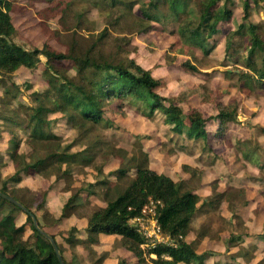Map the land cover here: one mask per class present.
Instances as JSON below:
<instances>
[{
  "label": "trees",
  "instance_id": "trees-1",
  "mask_svg": "<svg viewBox=\"0 0 264 264\" xmlns=\"http://www.w3.org/2000/svg\"><path fill=\"white\" fill-rule=\"evenodd\" d=\"M110 1L112 6H120L117 8L119 16L113 23L126 18L128 14L133 15L137 4L140 5L141 17L148 21L176 23L179 49L194 58L197 49L204 56L210 54L217 45L214 36L221 32L219 22L228 23L234 17L233 0ZM14 2L15 0H0V89H4L0 95V104H3L0 123L8 127L11 134L4 154L12 164L8 176L3 177L0 172V192L12 196L29 212L0 194V264H61L47 234L56 240L63 257L66 247L57 240L55 234L46 232L45 228L55 226L73 215L87 220L85 228L71 226L64 232H59L71 250L73 264H98L102 260V254L94 248L100 244L102 234L120 235L114 245L133 253L135 261L132 264H149L142 248L147 239L132 220L142 216L144 207L151 203L155 204L154 217L163 234L174 244L160 243L149 248L148 254L156 255L151 261L154 264H205L204 259L214 252L198 254L196 245L186 240L202 200L196 191L199 186L189 185L188 181L192 178L174 180L158 172L150 166L149 154L138 142V158H134L137 162H128V166L123 164L108 174L100 170L96 181L91 180L85 187L73 191L63 181V177L70 173V167L67 169L64 165L73 163L71 161L80 154L71 152L68 145L63 146L59 142L60 136L53 129L45 130V127L51 128L53 120L50 115L57 112L67 115L81 128L88 124L97 125L103 121L107 106L119 111L127 100L132 104L140 102L146 108L142 110L144 115L150 119L157 111H161L164 122L177 134L189 140L207 141L210 135L207 123L217 122L214 135L224 138L227 124L236 118L237 107H224L218 103L221 107L218 114L208 118L195 108L185 114L182 106L156 91L160 81L148 69L133 58L121 56L122 46L114 52L105 49V30L91 34L85 42L73 38L64 52L44 48L27 49L14 38L18 31L11 16ZM243 3V20L231 34L226 35V39L227 45L232 46L234 37L243 38L250 33L251 44L245 67L251 72L230 70L228 75L238 76L241 81H253L264 88V27L247 21L252 15V3L257 7L264 6V0H244ZM70 5L71 1L67 3V6ZM163 6L165 10L162 9ZM213 11L219 15L217 22H212ZM86 21L88 20L83 18L81 22ZM81 22L78 21L79 27ZM151 27L149 24L143 31L147 32ZM40 55L46 57L45 71L50 88L43 95L35 93L39 100L36 105L18 102V95L12 94L6 84L13 79L20 67L34 68ZM257 56L260 58L259 62L255 60ZM67 60L72 62L71 68L65 64ZM183 67L189 72L199 71L198 66L190 59L183 62ZM70 69L75 73L71 74ZM246 85L247 83H240V87ZM22 111L28 114L26 120L20 116ZM23 128L31 130L33 150L30 154L22 150L21 136L15 132L16 129ZM1 133L2 129L0 137ZM40 145L47 146L46 150L49 151L36 154ZM114 148L116 156L124 159L127 157V150ZM2 152L0 150V154ZM244 156L250 159L248 151ZM82 160L87 166L92 163L91 158L85 155ZM129 168L135 169L132 176ZM43 176L50 181L47 189H42L39 184ZM107 176H115L116 180L111 182ZM98 189L102 190L101 194ZM49 190H54L61 202L59 217H55L44 204ZM94 196L100 197L106 205H96L92 201ZM224 196L225 193L217 192L216 199L221 200ZM36 210H42L44 223L38 219ZM19 213H23L30 221L31 234L28 237L25 236L27 222H18ZM31 214L37 217L41 230L34 225ZM205 235L206 233H199L200 238ZM239 239L240 236L233 235L227 243H234ZM64 260L68 264L65 257Z\"/></svg>",
  "mask_w": 264,
  "mask_h": 264
},
{
  "label": "rangeland",
  "instance_id": "rangeland-1",
  "mask_svg": "<svg viewBox=\"0 0 264 264\" xmlns=\"http://www.w3.org/2000/svg\"><path fill=\"white\" fill-rule=\"evenodd\" d=\"M69 1L71 5L67 6ZM243 1L233 0L234 17L228 23L219 22L221 32L214 36L216 47L206 56L195 50L196 58L179 49L176 23L169 21L164 24L162 20L142 18L139 4L135 5L133 15L128 14L116 23L113 22L119 16L117 8L120 6H112L110 0H15L11 8L12 21L18 30L14 38L27 49L64 52L73 38L85 42L91 34L105 30V49L114 52L122 46L121 56L133 58L148 69L160 81L156 91L182 106L185 114L195 108L208 118L218 114L221 108L218 103L224 107H237L236 118L227 124L224 138L214 135L217 122L207 123L206 128L210 132L207 141L189 140L177 134L164 122L161 111L150 119L144 115L142 110L146 108L140 102L132 104L127 100L119 111L107 106L103 121L97 125L88 124L81 128L67 115L57 112L50 115L53 120L51 128L45 127V130L53 129L60 136L59 142L63 146L68 145L71 152L80 154L71 161L73 163L64 165V168L70 167V173L63 177V181L73 191L85 187L91 180L96 181L100 170L108 174L123 164L137 162L134 158H138V142L148 152L152 168L174 180L192 178L189 185L199 186L196 191L202 200L193 218L188 242L196 245L198 254L214 252L204 259L209 264H264V88L253 81H241L238 76L228 75L230 70L251 72L245 67L251 44L250 33L243 38L234 37L232 46L227 45L226 39V35L231 34L243 20ZM164 7L162 9L165 10ZM252 7V15L247 21L264 27V6L257 7L252 3ZM83 18L88 21L81 22ZM211 19L212 22L219 20L216 11L211 13ZM78 21L81 22L80 27ZM149 24L152 27L144 32ZM187 59L198 66V72L184 69L183 62ZM255 60L259 62L260 58L257 56ZM45 64L46 57L40 55L34 68L20 67L6 84L12 94L18 95V102L36 105L39 100L35 93L43 95L50 88ZM65 64L72 67L70 60ZM70 73L75 72L70 69ZM240 83H247V87H240ZM3 90L0 89V95ZM20 116L23 120L28 118L23 111ZM0 126V150L3 151L0 154V172L6 177L12 170L11 161L4 154L11 134L3 123ZM15 132L21 136L22 150L30 154L33 150L31 130L23 128ZM114 147L127 150V157L116 156ZM37 148L36 154L49 151L47 146ZM246 151L250 159L244 156ZM83 155L91 158L90 165L84 163ZM129 169L132 176L135 169ZM106 178L111 182L116 180L115 176ZM39 184L42 189H47L50 181L43 176ZM98 190L101 194L102 190ZM217 192L225 193V196L218 200ZM59 201L56 192L49 190L44 204L52 213L62 206ZM92 201L96 205H106L97 196L92 197ZM153 209L154 203L146 206V219H151ZM36 214L44 223L42 210H36ZM18 222H27L25 236L28 237L31 234L29 219L19 213ZM60 226L50 229L52 233L46 228L45 231L55 234L57 240L64 244V257L68 264H73L71 250L59 234L66 229ZM199 233L206 235L200 238ZM233 235L240 236V239L228 244ZM168 238L164 235L166 242L160 243L170 244ZM152 244L153 240L149 238L142 247L149 264H154L151 258H156L155 254L147 252ZM78 248L81 249L80 246ZM116 264H127V261L120 258Z\"/></svg>",
  "mask_w": 264,
  "mask_h": 264
},
{
  "label": "crops",
  "instance_id": "crops-1",
  "mask_svg": "<svg viewBox=\"0 0 264 264\" xmlns=\"http://www.w3.org/2000/svg\"><path fill=\"white\" fill-rule=\"evenodd\" d=\"M43 56V55H41ZM198 193V192H197ZM51 192L49 193V196H51ZM199 194V193H198ZM49 199V197H48ZM60 202V201H59ZM52 213L55 215V217H59L61 213V207L58 211ZM64 225H63V224ZM63 225V226H60ZM57 227H61V229H69L71 226H76L79 229L85 228L87 226V220L85 218H79L75 215L68 217L64 219L62 222L57 223ZM46 227L47 231L51 232L50 229L56 227ZM120 235L118 234H109V235H100V244L95 245L94 248L98 251V253L102 254V260L98 264H116L118 262V259H123L127 261V264H132L135 261V258L133 256V253L121 246H117L116 248H113L114 243L117 239H120ZM190 236L188 235L186 237V240L188 241ZM202 244V243H201ZM200 254V253H199ZM215 261V260H214ZM216 263V262H215ZM179 264H185L184 262H180ZM187 264V263H186ZM195 264V263H191ZM205 264H209L208 262ZM211 264V262H210Z\"/></svg>",
  "mask_w": 264,
  "mask_h": 264
},
{
  "label": "built area",
  "instance_id": "built-area-1",
  "mask_svg": "<svg viewBox=\"0 0 264 264\" xmlns=\"http://www.w3.org/2000/svg\"><path fill=\"white\" fill-rule=\"evenodd\" d=\"M146 206H148V205H146ZM146 206L143 209V215L140 216V217L135 218L136 220L135 219H133V220L136 221V222H134L135 225L138 226V230L141 232V234L143 236L146 237L147 241H148L149 238H152L153 244L150 247H154V246L157 245L156 243L160 244V242H166V240L164 239V234H163V232H162V230L160 228V225L158 224L157 220L154 217L155 210L153 209L154 213H153V216L151 217V219H149V218L146 219L144 217L145 216V212L144 211H146ZM144 244H142V247L144 246ZM166 244H169V243H166ZM170 244L174 245L172 242Z\"/></svg>",
  "mask_w": 264,
  "mask_h": 264
},
{
  "label": "water",
  "instance_id": "water-1",
  "mask_svg": "<svg viewBox=\"0 0 264 264\" xmlns=\"http://www.w3.org/2000/svg\"><path fill=\"white\" fill-rule=\"evenodd\" d=\"M0 194L2 196H4L5 198H7L8 200H10L11 202H13V203L17 204L18 206L22 207L25 211L29 212L26 208L23 207V205L19 201L15 200L12 196H10L8 194H5L3 192H0ZM31 216H32V219H33V222H34V225L36 226V228H38L39 230H41L40 227H39V225H38V219H37V217L34 214H31ZM47 236L50 239V241H51V243H52V245H53V247H54V249H55L58 257H59L61 264H66L65 263V260H64V257L60 253V250H59V247L57 245L56 240L51 235H49V234H47Z\"/></svg>",
  "mask_w": 264,
  "mask_h": 264
}]
</instances>
